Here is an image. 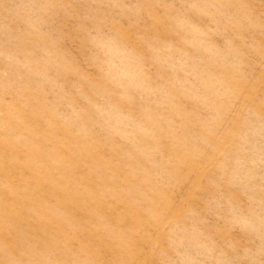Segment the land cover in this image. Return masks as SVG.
<instances>
[{
	"label": "rangeland",
	"instance_id": "374dc122",
	"mask_svg": "<svg viewBox=\"0 0 264 264\" xmlns=\"http://www.w3.org/2000/svg\"><path fill=\"white\" fill-rule=\"evenodd\" d=\"M0 264H264V0H0Z\"/></svg>",
	"mask_w": 264,
	"mask_h": 264
}]
</instances>
